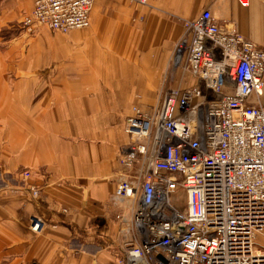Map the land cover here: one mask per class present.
<instances>
[{"label": "crops", "instance_id": "0c3cea01", "mask_svg": "<svg viewBox=\"0 0 264 264\" xmlns=\"http://www.w3.org/2000/svg\"><path fill=\"white\" fill-rule=\"evenodd\" d=\"M32 9L0 0V264H120L136 206L116 196L126 117L180 85L182 21L208 9L264 47V0H96L91 27L65 36L27 32Z\"/></svg>", "mask_w": 264, "mask_h": 264}, {"label": "built area", "instance_id": "2783aa9c", "mask_svg": "<svg viewBox=\"0 0 264 264\" xmlns=\"http://www.w3.org/2000/svg\"><path fill=\"white\" fill-rule=\"evenodd\" d=\"M32 1L27 31L61 34L88 29L96 2ZM230 26L208 9L186 21L173 67L195 84L126 120L116 196L136 206L120 264H264V47Z\"/></svg>", "mask_w": 264, "mask_h": 264}, {"label": "rangeland", "instance_id": "374dc122", "mask_svg": "<svg viewBox=\"0 0 264 264\" xmlns=\"http://www.w3.org/2000/svg\"><path fill=\"white\" fill-rule=\"evenodd\" d=\"M24 2H26L27 0H23ZM143 0H141V2H142ZM145 3H146V0H145ZM94 8V7H93ZM33 10V9H32ZM32 10L31 11H28V12H25V14H24V16H23V18H22V21H21V25H22V27L27 31V29L24 27V20H25V18H26V16H28L31 12H32ZM197 19V18H196ZM191 20H195V19H185L184 21H182V24H183V26H184V23L186 22V21H191ZM90 27H91V25H90ZM89 27V28H90ZM88 28V29H89ZM38 30V29H37ZM36 30V31H37ZM87 30V29H86ZM83 31H85V30H83ZM28 32V31H27ZM52 32V31H51ZM73 32V31H72ZM5 34H3L4 35V38L6 39V38H8L9 37V34H7L6 32H4ZM36 33V32H35ZM53 34H58V35H63V36H65V35H68V34H70V33H68V34H61V33H55V32H52ZM30 34H34V33H30ZM183 37V36H182ZM182 37L178 40V42L175 44V47H174V52H173V56H172V60H171V68L172 69H174V67H173V57H174V54H175V50H176V46L178 45V43L180 42V40L182 39ZM176 69V68H175ZM176 70H179V69H176ZM179 71H181L182 73H181V75H180V79H179V81L181 82L180 83V85H178V86H176L175 88H170L169 90H166L165 92H163L162 94H160V95H157V96H153V98H155V103L151 106V107H141V106H135L133 109H132V111H131V113L126 117V119H125V122H124V130H126V120H127V118L129 117V116H131L132 114H133V110L135 109V108H140V109H142L143 111H153L154 109H156V107H158L159 105H160V103L162 102V100H163V98H164V96L167 94V93H169V91H171V90H178V89H183V88H185V87H190V86H192L193 84V82L195 81L194 79H193V77H192V75L189 73V71L186 69V68H184V69H180ZM153 98H151V100H153ZM126 132V131H125ZM125 149V148H124ZM21 176L23 177V179L24 180H28V179H30L31 178V176H32V172L30 171V170H28V169H25V170H23L22 172H21ZM30 192H31V194H32V196L34 197V198H37V197H39V194H40V191L37 189V188H31L30 189ZM183 197H184V193H182V192H179L178 193V196H177V198L175 199V203H179L180 204V207L182 208V209H184L185 208V204H184V202H183ZM181 199V200H180ZM179 207V208H180ZM35 220H37V221H39V222H41V220H39V219H37V218H34L33 220H32V224H33V222L35 221ZM32 230H33V228H32ZM34 231V230H33ZM36 232V231H35ZM106 247L107 246H109L110 244H112V243H110V242H113V240H111V239H107L106 238Z\"/></svg>", "mask_w": 264, "mask_h": 264}]
</instances>
